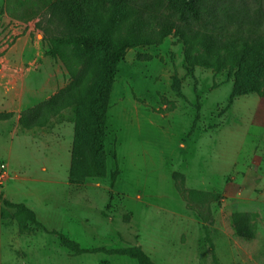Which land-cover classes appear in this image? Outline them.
<instances>
[{
  "label": "rangeland",
  "instance_id": "1",
  "mask_svg": "<svg viewBox=\"0 0 264 264\" xmlns=\"http://www.w3.org/2000/svg\"><path fill=\"white\" fill-rule=\"evenodd\" d=\"M13 1L0 0V110L10 98L32 106L69 81L60 61L44 55L38 19L20 24L9 15ZM18 38L25 40L18 45ZM50 76L56 81L41 90ZM231 90L226 72H189L174 38L130 49L118 66L107 120L115 185L108 176L66 183L73 134L67 110L32 130H22L14 116L0 121V164L11 166L10 174L5 164L0 189L32 209L46 230L82 247L140 245L157 264H264V97L242 95L225 107ZM236 210L252 213L254 238L234 235ZM0 264L137 262L76 255L42 227L23 230L17 220L0 218Z\"/></svg>",
  "mask_w": 264,
  "mask_h": 264
},
{
  "label": "trees",
  "instance_id": "2",
  "mask_svg": "<svg viewBox=\"0 0 264 264\" xmlns=\"http://www.w3.org/2000/svg\"><path fill=\"white\" fill-rule=\"evenodd\" d=\"M9 15L42 32L44 55L60 61L69 81L48 98L19 113L22 130L43 128L52 118L73 113V138L68 181L83 184L109 177L114 186L118 168H108L107 120L115 78L128 50L161 44L174 38L183 46L189 72L195 68L226 72L232 90L225 107L242 95L264 97V0H14ZM9 4V5H8ZM138 59H150L140 53ZM179 83V82H178ZM179 88V86L177 87ZM12 111L0 110V121ZM70 122V121H69ZM115 158V155H114ZM178 173H174V177ZM195 196L198 191L193 190ZM0 218L17 220L58 235L60 243L76 255L103 253L157 264L140 245L117 248L82 247L77 241L48 231L24 203L2 196ZM8 208L12 209L9 210ZM235 236L252 239L256 229L251 212L233 211Z\"/></svg>",
  "mask_w": 264,
  "mask_h": 264
},
{
  "label": "crops",
  "instance_id": "3",
  "mask_svg": "<svg viewBox=\"0 0 264 264\" xmlns=\"http://www.w3.org/2000/svg\"><path fill=\"white\" fill-rule=\"evenodd\" d=\"M15 21H17V20H15ZM17 23H22L23 24V22H20V21H17ZM25 24V23H24ZM31 29V27L29 28V30ZM22 40H25V39H22ZM21 40V38H18V41L16 42V44H18L19 45V43L22 41ZM46 50V49H45ZM50 57V56H49ZM48 58V57H47ZM42 60H43V58H42ZM45 75V74H44ZM43 78V77H42ZM51 79H53V83L56 81V78H52L51 76L50 77H45L44 79H43V82L41 83V90H43V89H46V87H48V86H50L51 84H52V82L51 81H49V80H51ZM65 85V84H64ZM63 85V86H64ZM63 86H60L59 88H61V87H63ZM58 88V89H59ZM47 90V89H46ZM46 90H44V91H46ZM57 90H53L52 92H50V93H48V94H46L45 96L46 97H44L42 100H44V99H46V98H48L50 95H52L53 93H55ZM12 94V93H11ZM11 96V95H10ZM10 107L6 110V111H12V112H14L15 113V115H14V117L16 118V123H17V120H18V117H19V114H17V113H19V112H21L22 110H24L25 108H27V107H29L28 105L27 106H25L24 108H23V106H20L22 103H23V101H24V99L22 98L21 99V97H20V99L19 100H17V103L16 102H14L11 98H10ZM41 101V100H40ZM15 129H18V127H17V124L15 125ZM72 138H73V134H72ZM71 143H72V139H71ZM70 149H71V144H70ZM107 152H108V157H107V161H108V168H109V151H108V146H107ZM69 153H70V151H69ZM113 158H114V154H113ZM115 158H117V155H116V153H115ZM115 158H114V160H115ZM4 164H6L7 165V170L9 171V173L11 172V166H10V164H9V161L7 160L6 161V163H4ZM69 166H70V161H69V164H68V166H67V174H68V171H69ZM7 170H6V172H7ZM41 170H44V171H47L48 170V167L46 166V165H42L41 166ZM109 170H110V168H109ZM11 174V173H10ZM18 173L17 172H15V174L13 175L14 177H18ZM173 176H174V173H173ZM12 177V176H11ZM105 178H107V177H105ZM105 178H100L101 180H105ZM67 180H68V176H67ZM94 180H99V179H94ZM89 181V180H88ZM66 183L67 184H69V186H70V188L72 187V186H75V185H81V184H73V183H70L69 181H66ZM84 184V183H83ZM109 184H110V181H109ZM115 185V184H114ZM113 187V186H112ZM0 192H2L3 193V197L4 198H6V199H8L7 198V195H6V193L3 191V188L2 189H0ZM9 200V199H8Z\"/></svg>",
  "mask_w": 264,
  "mask_h": 264
},
{
  "label": "built area",
  "instance_id": "4",
  "mask_svg": "<svg viewBox=\"0 0 264 264\" xmlns=\"http://www.w3.org/2000/svg\"><path fill=\"white\" fill-rule=\"evenodd\" d=\"M6 176V165L4 163L0 164V180Z\"/></svg>",
  "mask_w": 264,
  "mask_h": 264
}]
</instances>
